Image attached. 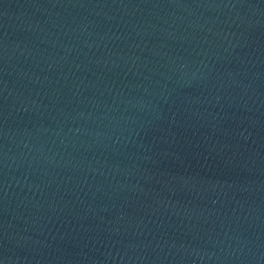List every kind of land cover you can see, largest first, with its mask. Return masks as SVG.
I'll return each mask as SVG.
<instances>
[{
  "label": "water",
  "instance_id": "obj_1",
  "mask_svg": "<svg viewBox=\"0 0 264 264\" xmlns=\"http://www.w3.org/2000/svg\"><path fill=\"white\" fill-rule=\"evenodd\" d=\"M0 264H264V0H0Z\"/></svg>",
  "mask_w": 264,
  "mask_h": 264
}]
</instances>
